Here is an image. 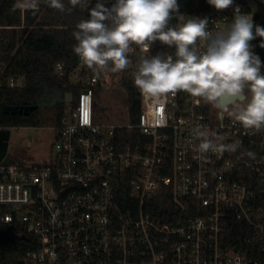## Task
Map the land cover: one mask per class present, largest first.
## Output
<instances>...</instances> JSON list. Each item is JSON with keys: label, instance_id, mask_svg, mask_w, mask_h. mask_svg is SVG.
Instances as JSON below:
<instances>
[{"label": "built area", "instance_id": "built-area-1", "mask_svg": "<svg viewBox=\"0 0 264 264\" xmlns=\"http://www.w3.org/2000/svg\"><path fill=\"white\" fill-rule=\"evenodd\" d=\"M262 1L234 0L233 8L251 15L250 44L264 62L255 35ZM233 8L184 15L206 16L209 30L217 31L231 24ZM141 55L137 49L121 72L97 74L79 56L71 69L62 61L53 64V73L68 80L70 108L53 126L49 161L26 164L6 155L0 161V222L31 237L26 264H264L225 239L233 215L264 242V128L246 129L223 111L234 98L220 97L217 107L183 91L161 97L141 92L137 121L129 119L128 100L126 122L96 119V90L118 87L127 99L122 80L134 75ZM22 77L0 71L10 86ZM120 128L128 130L126 141ZM197 128L236 150L200 153ZM124 180L130 198L120 210L116 193ZM167 191L186 213L198 215L151 213L155 198Z\"/></svg>", "mask_w": 264, "mask_h": 264}, {"label": "clouds", "instance_id": "clouds-1", "mask_svg": "<svg viewBox=\"0 0 264 264\" xmlns=\"http://www.w3.org/2000/svg\"><path fill=\"white\" fill-rule=\"evenodd\" d=\"M46 2L65 14L77 6L87 11V18L73 31L74 51L97 74L109 68L113 72L128 69L130 56L138 49L143 55L134 72V84L144 95L161 97L183 91L217 107L220 97L230 96L234 99L223 111L246 129L264 128V62L250 44L254 39L251 15L242 13L238 5L233 8L234 0H207L219 11L233 8L231 24L217 31L209 30L206 16L180 13L177 0H97L94 6L89 0H68L70 7L64 0ZM40 3L24 0L22 7L36 12ZM173 14L175 26L171 24ZM255 35L264 37V29L257 26ZM156 42L174 49V54L158 51L149 55ZM195 131L201 140L200 153L236 150L202 128Z\"/></svg>", "mask_w": 264, "mask_h": 264}, {"label": "trees", "instance_id": "trees-1", "mask_svg": "<svg viewBox=\"0 0 264 264\" xmlns=\"http://www.w3.org/2000/svg\"><path fill=\"white\" fill-rule=\"evenodd\" d=\"M22 0H0V71L5 75L23 76L19 84L10 86L6 79L0 80V126H40L43 125L40 103L46 97L49 87L54 84L59 88L69 87L66 77H59L53 73V64L56 61L65 63L71 69L77 63L78 55L74 48L77 41L73 37L77 23L87 18L86 10L77 6L71 14L61 13L48 6L46 0H41L39 10L33 12L20 4ZM97 0H89V3ZM182 14L192 11H210L212 6L207 0H177ZM66 7H70L68 0H64ZM264 8L259 5L255 13L256 27L259 26V14ZM171 21L175 26V14ZM260 27V26H259ZM259 51L264 59V39L259 36L256 40ZM158 51L174 54V49L162 46L159 42L153 45L149 55ZM122 84L127 93L128 113L131 121H137L141 108V91L134 84V75L126 76ZM77 93V89H75ZM37 104V108L28 113L5 111L6 105ZM58 122L62 113L61 103L55 101ZM55 122V123H56ZM121 140L128 138L127 128L118 131ZM137 136V130L130 132ZM129 184L127 180L117 188L116 199L118 208L128 206ZM156 208L149 209L155 215L168 217L171 212L183 215L196 216L198 211L186 213L171 199L169 191L159 194L155 198ZM5 207L0 205V212ZM226 241L235 249L257 258L264 263V242L253 237L252 230L235 216H230L225 230ZM32 246L31 237L18 235L14 223L0 222V264H26L24 256Z\"/></svg>", "mask_w": 264, "mask_h": 264}, {"label": "rangeland", "instance_id": "rangeland-1", "mask_svg": "<svg viewBox=\"0 0 264 264\" xmlns=\"http://www.w3.org/2000/svg\"><path fill=\"white\" fill-rule=\"evenodd\" d=\"M249 1L253 5L256 3V0ZM23 3L24 0L20 2L22 5ZM66 90V87L59 88L54 84L47 90L45 99L40 103L43 125L11 127L5 160L42 164L52 158L54 133L51 126L56 115L55 99L58 98L62 108L68 111L70 101L66 96ZM71 91L72 94L76 93L75 90ZM95 98L98 103L95 111L97 120L114 123H124L128 120L127 99L120 88L97 89Z\"/></svg>", "mask_w": 264, "mask_h": 264}, {"label": "water", "instance_id": "water-1", "mask_svg": "<svg viewBox=\"0 0 264 264\" xmlns=\"http://www.w3.org/2000/svg\"><path fill=\"white\" fill-rule=\"evenodd\" d=\"M111 2V0H110ZM96 2H91L90 6H94ZM261 6L264 8V0L261 3ZM215 9V8H214ZM86 14L88 15L87 11ZM259 26L260 28L264 29V11H262L259 14ZM264 39V37H263ZM70 94H67V97H69ZM233 97L230 96H222L221 101L226 102L227 100L232 99ZM37 108V104H30V105H21V106H16V105H6L4 107L5 111H10V112H19V113H28V111L33 110ZM10 129L11 126H6V127H0V161L3 159V157L7 153V148H8V139L10 136Z\"/></svg>", "mask_w": 264, "mask_h": 264}, {"label": "crops", "instance_id": "crops-1", "mask_svg": "<svg viewBox=\"0 0 264 264\" xmlns=\"http://www.w3.org/2000/svg\"><path fill=\"white\" fill-rule=\"evenodd\" d=\"M66 96H67V94H66ZM67 98H68V97H67ZM55 100L57 101V100H58V98H57V99H55ZM58 101H59V100H58ZM62 109H64V108H62ZM55 122H56V121H54V124H55ZM54 124L51 126V128H52V129H54V128H53Z\"/></svg>", "mask_w": 264, "mask_h": 264}, {"label": "snow or ice", "instance_id": "snow-or-ice-1", "mask_svg": "<svg viewBox=\"0 0 264 264\" xmlns=\"http://www.w3.org/2000/svg\"><path fill=\"white\" fill-rule=\"evenodd\" d=\"M86 115V114H85Z\"/></svg>", "mask_w": 264, "mask_h": 264}]
</instances>
